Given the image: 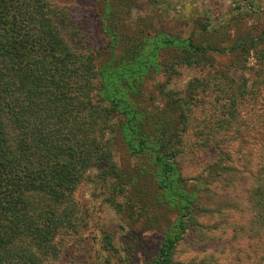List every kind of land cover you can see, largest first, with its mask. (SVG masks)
I'll return each mask as SVG.
<instances>
[{
	"label": "trees",
	"instance_id": "obj_1",
	"mask_svg": "<svg viewBox=\"0 0 264 264\" xmlns=\"http://www.w3.org/2000/svg\"><path fill=\"white\" fill-rule=\"evenodd\" d=\"M157 2L97 0L106 43L94 52L78 41L66 7L53 0H0V264H47L59 256V234L79 228L76 189L96 166L124 218L139 205L151 211V225L164 211L176 214L162 229L149 264H172L182 235L198 226L200 214L212 212L201 206L198 186L190 190L193 178L181 168L182 135L210 81L196 77L178 91L161 86L159 106L145 97L147 82L158 72L170 74L165 77L171 81L178 66L201 65L210 53H233L245 41L256 46L264 34L258 40L245 35L231 47L203 45L157 27L151 18H133L134 10ZM163 51L173 52L168 61ZM223 81L227 86L226 76ZM224 93L230 120L237 122L219 121L214 133L232 129L233 141L249 128L239 127L236 90L227 87ZM260 132L254 140L259 147L246 151L254 159L245 207L254 264L264 261V127ZM222 139L215 135L204 144L218 155L206 165L212 180L235 170L228 150L236 147L224 148ZM119 146L135 157V165L115 159ZM103 249L107 255L115 251L110 234Z\"/></svg>",
	"mask_w": 264,
	"mask_h": 264
},
{
	"label": "rangeland",
	"instance_id": "obj_2",
	"mask_svg": "<svg viewBox=\"0 0 264 264\" xmlns=\"http://www.w3.org/2000/svg\"><path fill=\"white\" fill-rule=\"evenodd\" d=\"M53 1L70 11L78 41L100 52L106 36L98 19L97 0ZM133 18H151L157 27L163 26L169 33L184 38L192 37L203 45L231 47L245 35L258 40L264 34V0H158L155 7L143 5L140 10H134ZM171 55L172 51H163L161 58L168 61ZM177 70L171 81L165 77L170 74L154 75L147 82L145 97L149 96L159 106L163 100L157 96L161 86L178 91L196 77L210 81V89L193 104L189 114L188 127L182 135L186 149L181 168L185 177L193 178L189 181L190 190L198 186L197 192L205 203L201 206L212 212L200 214L198 226L182 235L172 264H254L245 235L248 229L245 227L246 190L251 183L249 173L254 159L246 151L259 147L254 140L257 134L259 138L263 135L260 131L264 127V40H258L256 46L245 41L233 53H210L201 65L178 66ZM224 76L227 86H224ZM224 87L234 88L236 96L241 98L239 127L249 128L242 135L235 134L233 141L232 129L223 128L214 133L219 121L237 122L236 117L230 120L231 112L224 105L229 99L225 89L221 90ZM254 130L260 133H253ZM215 135L225 140L224 148L236 147L235 151L228 150L235 170L212 180L206 165L218 155L211 154L204 144ZM115 159L123 165L136 164L135 157L122 146L115 152ZM99 169L93 167L75 192L81 225L76 231L59 234L60 254L47 264H149L156 255L162 231L174 222L176 214L164 211L159 222L151 225V211H144L139 205L131 218H124L110 201L111 191L100 184ZM109 234L115 251L107 255L103 245Z\"/></svg>",
	"mask_w": 264,
	"mask_h": 264
}]
</instances>
